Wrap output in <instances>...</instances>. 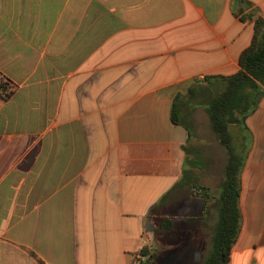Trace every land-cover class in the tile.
Returning a JSON list of instances; mask_svg holds the SVG:
<instances>
[{
    "label": "crops",
    "instance_id": "1",
    "mask_svg": "<svg viewBox=\"0 0 264 264\" xmlns=\"http://www.w3.org/2000/svg\"><path fill=\"white\" fill-rule=\"evenodd\" d=\"M253 9L264 16V0H0V71L14 86L0 100V264H138L159 217L200 226L204 188L185 216L168 210L206 167L205 78L238 72ZM245 123L228 264H264V98Z\"/></svg>",
    "mask_w": 264,
    "mask_h": 264
},
{
    "label": "trees",
    "instance_id": "2",
    "mask_svg": "<svg viewBox=\"0 0 264 264\" xmlns=\"http://www.w3.org/2000/svg\"><path fill=\"white\" fill-rule=\"evenodd\" d=\"M247 4L246 7H249L250 4ZM245 8L238 13H243ZM244 19L253 21V38L249 47L239 56L240 69L231 76L205 78L208 90L212 93L205 104V110L214 138L225 150L226 161L213 205L217 220L211 233L210 248L200 264H228L231 248L241 230V173L251 143V134L245 122L264 98V16L253 9L245 14ZM188 93L191 96L192 89ZM177 107L178 101L175 99L171 108V119L175 123L183 124L176 113ZM183 148L186 149L185 146ZM202 189L195 182L190 185V192L194 197L199 196L198 190ZM204 190L202 196L206 204L209 194L207 189ZM177 221L175 216L164 215L158 218L156 246L160 245V239L174 232ZM188 221L190 227H193L198 218L190 217ZM196 236L200 237L198 231ZM191 250L190 257L193 254ZM157 251L158 248L156 250L154 247L144 246L139 251L143 260L138 264H156Z\"/></svg>",
    "mask_w": 264,
    "mask_h": 264
},
{
    "label": "rangeland",
    "instance_id": "3",
    "mask_svg": "<svg viewBox=\"0 0 264 264\" xmlns=\"http://www.w3.org/2000/svg\"><path fill=\"white\" fill-rule=\"evenodd\" d=\"M196 137L199 142L195 146L202 152V158L206 159V167L201 170L194 168V175L198 176L199 179H195L192 182L208 190L207 216L199 224L200 226L195 223L192 228L185 227L183 222L178 220L175 224L174 232L160 239L159 246H154L156 250L158 248L156 264H187V261H189L188 264H200L210 248V237L217 220V213L213 205L215 198H217V188L222 178L226 153L215 140L205 119H200ZM187 195L190 198L193 197L192 192H188L187 189L176 190L172 201L174 205L168 212L174 213L179 217L185 216L188 206L183 207L182 203ZM189 207L196 211L197 200ZM196 228L200 229V237L196 236ZM147 246H151L150 243ZM191 248L194 249L191 250ZM190 250L193 254L188 258Z\"/></svg>",
    "mask_w": 264,
    "mask_h": 264
},
{
    "label": "built area",
    "instance_id": "4",
    "mask_svg": "<svg viewBox=\"0 0 264 264\" xmlns=\"http://www.w3.org/2000/svg\"><path fill=\"white\" fill-rule=\"evenodd\" d=\"M14 86L12 82L0 71V100H7L13 93Z\"/></svg>",
    "mask_w": 264,
    "mask_h": 264
}]
</instances>
